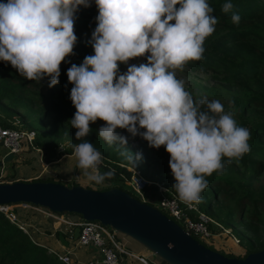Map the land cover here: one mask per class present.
I'll return each instance as SVG.
<instances>
[{
  "label": "clouds",
  "instance_id": "obj_1",
  "mask_svg": "<svg viewBox=\"0 0 264 264\" xmlns=\"http://www.w3.org/2000/svg\"><path fill=\"white\" fill-rule=\"evenodd\" d=\"M91 3L0 0V61L27 80L48 77L49 87L59 83L61 63L75 54L76 13ZM94 3L96 27L87 41L93 54L67 69L73 85L69 98L76 109L69 122L80 141L71 145L77 168L98 184L114 175L112 170L99 171L103 153L85 139L99 119L105 123L97 135L109 145L126 146L127 137L117 132L119 128L139 135L150 147L164 146L179 200L189 207L201 203L206 177L222 172L225 158L231 162L249 152L251 137L249 129L237 123L231 101L225 110L218 99L196 98L176 75L190 61L203 59L204 42L218 23L213 8L208 0ZM233 8L226 0L221 10L229 13ZM231 21L239 24V14L233 12ZM137 57L147 62L128 64ZM120 64L128 65L127 70L121 72ZM120 154L133 162L131 151Z\"/></svg>",
  "mask_w": 264,
  "mask_h": 264
},
{
  "label": "trees",
  "instance_id": "obj_2",
  "mask_svg": "<svg viewBox=\"0 0 264 264\" xmlns=\"http://www.w3.org/2000/svg\"><path fill=\"white\" fill-rule=\"evenodd\" d=\"M225 2L208 0L218 23L215 32L204 42L203 59L190 61L187 65L210 71V77L229 93L237 123L251 133L248 141L250 151L231 162L225 158L223 171L206 177L208 187L202 193V202L196 204L211 218L233 229L239 237L240 249L234 252L214 244L205 245L226 256L241 258L264 248V0H231L234 8L229 13L221 10ZM233 12L239 14V24L232 23ZM97 14L94 0L90 7H79L74 25L78 41L75 54L70 56L93 54L87 41L96 27ZM71 64L68 61L61 63L59 83L49 87L48 77L41 81L27 80L10 63L0 61V101H6L9 106L8 115L5 118L0 115V125L33 130L31 141L24 139L23 143L27 142L30 148H40L41 158L45 162L60 156L57 149L60 140L69 142L64 154H71V145L80 142L75 138L77 129L71 127L69 122L76 111L69 98L73 85L68 82L67 69ZM125 67L126 64H120V71ZM229 102L221 101L225 110L229 109ZM104 123L99 119L92 123V132L85 139L103 153L104 160L99 171L112 170L114 175L102 183H96V186H84L99 190L117 187L140 199L128 187L130 167H135L146 178L163 183L175 192L172 189L175 180L169 167L170 154L164 146L158 149L150 147L139 135L132 136L127 130L119 128L117 132L127 137L126 146L119 143L109 145L97 135V129ZM125 150L133 153V162L120 154ZM137 154H140V159H135ZM15 173L8 171L5 178L15 181ZM32 180H51L69 186L81 184L75 177L61 179L46 173ZM143 191L145 194L160 195L154 183ZM19 210L17 214L23 222H27L34 213L43 216V213L29 207H20ZM63 213L69 215L67 211ZM75 226H71L73 232ZM53 228L55 234L74 239L69 227L65 231ZM116 236L121 241V236L126 235L117 232ZM123 245L129 249V245ZM57 253V249L38 241L30 229L28 232L22 230L0 211V264H67L58 258Z\"/></svg>",
  "mask_w": 264,
  "mask_h": 264
},
{
  "label": "water",
  "instance_id": "obj_3",
  "mask_svg": "<svg viewBox=\"0 0 264 264\" xmlns=\"http://www.w3.org/2000/svg\"><path fill=\"white\" fill-rule=\"evenodd\" d=\"M0 155H4L5 162L15 157L13 153L6 154L3 146ZM16 202H29L60 213H78L85 220H99L168 264H264V248L241 258L226 256L188 234L158 208L117 187L99 190L51 180L1 182L0 204ZM78 233L76 226L73 237L77 238Z\"/></svg>",
  "mask_w": 264,
  "mask_h": 264
},
{
  "label": "built area",
  "instance_id": "obj_4",
  "mask_svg": "<svg viewBox=\"0 0 264 264\" xmlns=\"http://www.w3.org/2000/svg\"><path fill=\"white\" fill-rule=\"evenodd\" d=\"M33 136V130L3 127L0 125V141L2 142V146L6 149V154L13 153L15 156H18L22 149L24 139L31 141ZM39 150L42 153L41 149ZM0 163V183L10 181L5 178L8 170L5 165L4 155H0ZM130 170L131 175L128 180L130 191L138 194L141 201L149 203L165 213L188 234L192 235L200 242L204 244H215L214 241L216 236L222 234L230 236L237 243L239 242V237L232 231L231 227H225L222 223L211 218L198 209L196 204L189 207L181 202L176 192L163 183L153 182L146 178L138 168L130 167ZM44 173L52 177H57V174L48 169L47 164H45L42 170L35 175V178L42 176ZM152 183L157 186L160 195L144 193L143 190ZM20 204L24 207L39 211L45 216L56 220L58 223L66 224L71 232H73L71 226H79L77 242L82 245L93 246L97 248L99 253L98 259H90L85 264H119L124 255L136 257L144 264H159L153 261L151 262L146 256L131 252L117 239V231L99 220H72L68 217V214L52 211L41 205H35L29 202H22ZM15 205L17 204H0V211H2L12 223L17 224L22 230L28 232L30 228L26 222L19 219L17 211H15ZM57 254L59 259L67 264H72L70 250L58 252Z\"/></svg>",
  "mask_w": 264,
  "mask_h": 264
},
{
  "label": "crops",
  "instance_id": "obj_5",
  "mask_svg": "<svg viewBox=\"0 0 264 264\" xmlns=\"http://www.w3.org/2000/svg\"><path fill=\"white\" fill-rule=\"evenodd\" d=\"M0 146V150H1ZM40 148H30L27 142L23 143L22 149L18 156H21V161L16 163L15 167L18 168V172L16 174V179H25L30 180L35 178V175L38 174L43 166L47 164L48 169H51L52 172L56 173L58 177L61 179H69L71 177H75L82 185L89 184L91 186H95V182L89 181L86 177H81L77 174H67L62 175L55 168L56 165H59L63 160L68 157H73L71 154H61L56 159L45 162L41 156L42 153L39 150ZM33 161H36V165H33ZM38 165V166H37ZM70 168V167H68ZM72 169V168H71ZM15 172V170H13ZM67 173H69L67 171ZM17 206L24 207L21 204H17ZM33 214L30 215V219L26 222L30 231L33 233V236L40 242L50 245L53 249H57L58 252H64L65 250H70V259L72 264H85L90 259H98L99 253L97 248L93 246L82 245L77 242V239L73 240L68 238L67 236L61 237L55 234V229L53 227H58L59 231L67 230V226L61 223H58L56 220L42 215ZM37 217V218H36ZM68 217L72 220H79L81 218L80 215H68ZM40 221V222H39ZM76 239V240H75ZM122 241V240H121ZM215 245L219 248H222L226 251H234L238 252L240 246L237 242H235L230 236L226 234L217 235L214 241ZM122 244L124 242L122 241ZM129 249L134 251V253L146 256L148 259L152 258L153 262L162 264L158 261L154 254L146 249L145 247L141 248L138 244L137 247L133 248L129 245ZM164 262V261H162ZM101 264V263H99ZM119 264H144L139 261L136 257L131 256H122Z\"/></svg>",
  "mask_w": 264,
  "mask_h": 264
},
{
  "label": "rangeland",
  "instance_id": "obj_6",
  "mask_svg": "<svg viewBox=\"0 0 264 264\" xmlns=\"http://www.w3.org/2000/svg\"><path fill=\"white\" fill-rule=\"evenodd\" d=\"M85 56H68L66 57L65 61H68L70 63H77L80 64L82 63L83 59ZM146 57H137L128 62V64H139V63H146ZM128 65H126L125 69L122 71L127 70ZM176 75L177 78L183 79L186 84V90H188L194 97L200 98V97H207L209 100L212 99H218L220 101H225L229 102L230 101V95L226 91L225 87L218 86L217 82H215L211 77H210V71H206L203 69H193L186 65L182 71L176 70ZM9 110V106L6 101H0V115L5 118V115L7 116ZM68 141L60 140L59 141V146L57 147L58 149V155L62 154L66 149L68 148ZM62 147V148H61ZM21 161V156H16L12 160L5 162V165L7 167L8 171H13L18 172V168L15 167L16 163ZM1 165V163H0ZM33 165H36V161H33ZM77 161L75 157H68L65 160H63L59 165H56L55 168L57 169L58 172L62 175H67V174H77L79 176L86 177L83 174V171L77 168ZM38 166V165H37ZM70 167V168H68ZM72 168V169H71ZM135 168V167H134ZM51 170V169H50ZM67 171L69 173H67ZM50 176V175H49ZM96 186V183L94 184ZM21 206L15 205V208L17 212H19V208ZM14 208V209H15ZM69 215H79L78 213H71L69 212ZM233 231V229H232ZM234 232V231H233ZM235 233V232H234ZM121 240L127 244L131 245L133 248L137 247V242H135L133 239L127 237V236H121ZM215 245V244H214ZM126 257V256H125ZM154 257L158 259L162 264H166L165 261L162 262V260L157 257L154 254ZM151 262L153 261L152 258H149Z\"/></svg>",
  "mask_w": 264,
  "mask_h": 264
}]
</instances>
